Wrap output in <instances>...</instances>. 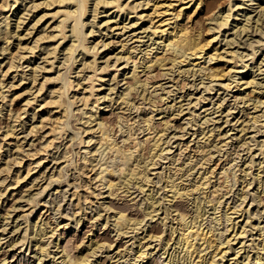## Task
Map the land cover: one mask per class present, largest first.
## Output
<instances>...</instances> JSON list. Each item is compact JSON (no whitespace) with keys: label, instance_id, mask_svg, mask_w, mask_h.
Returning <instances> with one entry per match:
<instances>
[{"label":"rangeland","instance_id":"1","mask_svg":"<svg viewBox=\"0 0 264 264\" xmlns=\"http://www.w3.org/2000/svg\"><path fill=\"white\" fill-rule=\"evenodd\" d=\"M107 1H111V0H107ZM201 1L203 2V4L205 6H206V4L207 5L209 4V7L208 6H207L208 8L206 7L207 11L205 10L206 12H204V14L201 13V12L200 13H197V12L193 13L194 8H189V9L185 10V12H187L186 13L187 15H184V16H189V14H190V16H189L190 18L189 17L188 18L191 19V20H188V18L186 19V21H188V22H186L187 26H191V28L188 27L189 30H191L190 32L192 34H196V32L200 31L201 35L199 37V40H200V42H202V43L204 42L205 43V42H207L208 40H210L212 38V31L207 30V27H208L207 24L210 25V26L211 25L213 26V24H214V21L211 24V22H209L207 20V18L211 17V16H208V15H211L212 12H213V14H215L219 10H222L225 7V5L227 4L228 0H201ZM230 1H231V5H232V9L233 10H231V12H230L231 13V17L228 19L229 20L227 22L228 25H226V27L224 26L221 29H219V31L215 30L216 35L218 34V37H217L218 39L217 40L220 41V43L218 42V46L222 45L223 47L227 48V45H225V41H226L225 39H229L232 36H234L235 34H237L239 31H241V30H239V31L235 30L236 33L234 34L233 33L234 29H229V28L232 27V23L234 25V21L233 20H235V18L238 21L237 29H238V27H241L243 23H246V20H244V19L248 15H250V19L252 20V21H250V19H249V21L252 22V23H250V22L248 23V27L250 29H247L244 32L243 31L239 32L238 33L239 37H237L238 35H236V37H235L236 41L234 40V42H232L234 45L230 44L231 47L229 46L230 50H232V51L238 49L236 51L237 54H239L240 56H243V59L241 61H238V63H236V68H237V69L235 68L236 72H233V74H232V76L234 78L231 79L232 78L231 77L230 78L231 80L228 81V84L231 83V85H230L231 87L229 89H226V90L225 89H221V88L219 89L218 83L221 82V81L218 82V81L215 80V82L214 81L213 82H214V84L215 83H217V84L212 85L213 88L215 87V90H211V92H207V91L204 90L203 86L208 84L209 80L200 78L201 76L198 75L197 72L195 74H193V72H192L193 70L191 72L189 71L190 73H192V75H188V73H189L188 72L187 74L185 73V74H183V76H181V75H177L178 71L176 72L175 68L171 72L170 71L168 72V69H163L164 73H165V75H164L163 70L159 69L158 67H156L158 70L156 68H152V71L150 70L152 73L149 71V74L147 73L148 74L147 75L145 73L146 74L145 75L144 72L141 71L142 70L141 67H139L138 75L142 78L141 79V84L144 83V82H147V81L150 82L147 85L148 86L147 87L148 90H147V92H145V95H146L147 98L151 97L150 99H152V97H153L152 102L154 103V105L155 104L156 105L152 109V108H150L152 106L147 101L148 99L146 101L140 100V96H138L137 94H139L140 89H142V87L136 85L135 89H136V87H138V88L136 90L134 89L133 91H130V93H134L133 95H134L135 101L137 100L138 103H140V104L138 105V103H137L138 107H131L132 105H130L129 107H131V108L127 109V111H126V108H124L123 110L126 111V113L124 111L122 112V109L119 110L118 107H120V106L116 105V104H118V102H117L118 98L117 97H119L120 92H122L124 87H126V85H127V84H123V83L126 82V80L128 81L130 79V75L129 74L131 73L130 70L133 67L132 64L133 63L139 64L141 62V60L146 57V55L144 56V51H146L145 49L147 48V47H145V44H146V46L149 45L148 48H147V51H146L147 53L149 51V53L147 55L148 57H152L156 53H158V52L160 53L161 52L160 51L161 49H159L161 44L158 45V43H157L158 39H155V37L153 35L150 36L148 34L149 32L145 31L144 33H139L135 37V38L141 37L140 38L141 41L132 42L134 40V37H132V39H133V40L131 39L132 41L129 38V37H131L130 34L133 31V30L130 31V29L132 27L126 28L125 32L123 31L122 33H119L120 29H115V30L112 29L111 30V28L115 27V24L112 23L114 20H117V22H119L118 26H121L122 25L121 21H123V19L125 18V15L123 16L124 18L121 17V15L113 17L114 13H112V12H114V8L112 9L111 5H105L106 7L103 6V5L102 6L99 5L98 11L100 13L95 18V20H94L95 22L92 23L93 21H91V20H93V19H92L91 15H92L93 12L91 10L93 9V7H92L93 5H92V3L91 4L89 3L87 5L89 9H87L88 11L85 14V16L82 17V18H84L83 21L87 20L85 22V26H84L83 31L85 33L87 32V34H88V32L93 31V33L91 32V33H89V35H87L88 36L87 37L88 40H86V42H85L87 46H92V44L94 45L95 42H97V41L99 42V40L102 41L101 43L99 42L100 44L98 43L99 45L96 46V48H98V47L99 48L98 49L95 48L96 50L94 49V52L97 51L96 54L98 53L95 56V58H96V64H98L99 68L101 67L100 70L97 69L96 72H93V71H89V69H88V70L79 72L78 70L81 67V65L79 64L80 61H78V60L80 59V57H81L80 55L81 54L76 56V58H75L76 61H72L71 60L69 62V67H66L67 64L65 65V63L63 64L64 65L63 66L62 65V61L64 60L63 59L64 57H63V55H61L62 54L61 51L58 53L57 58H55V60L52 59L51 57L46 58L47 59V63L44 64L46 62V60L43 57L46 55V53H44L45 50H43L42 47H46L49 44L50 45L49 47L52 48L53 45L55 46V44H57L58 40L60 42V39H59L60 36L58 35L59 32H58V29L55 30V26H56L55 24L59 22V19L61 17L60 18L58 17V15H60V14H58L57 17L55 15L52 16V14L55 13L57 10H62L64 8H66V6L69 5V4L58 3V2H56L54 0H23V1L22 0H18L13 6V0H7L6 1V3L9 2L10 4L8 3V5H11V6H8L4 11L0 10V13H1L0 14V18L3 15H6V16L8 15V17H9L8 20H7V21H9V27L8 28L11 27L10 29H14L15 23L17 21V17L15 16V13H17L20 10V13H19L18 16L21 17V15L23 14L22 18H20L22 23L20 24V27L17 29L20 36H18V39H16V36H14V37L9 39V44H10L11 49L18 42V47L17 46L15 47V49H16L15 51H16V55L17 56L20 55L19 56L20 59H19V63L15 62V64H17V65L21 64V67L18 66V68L16 67V68H14V70L12 68L11 69L12 72L10 71L11 74L9 76L6 75L5 78H2L1 74L3 72H0L1 73L0 74L1 81H4V84L9 85V83L11 82L12 75L17 74V75H15V78H16L15 80L16 81L13 82L16 85V84H20L19 81H17L18 78L20 79V76H25L26 75V77H24L25 79L22 80L23 82H21V85H19L18 87H15V88L13 87V88L9 89L8 86H6L5 88H3L4 90L6 88L8 89V91H9L8 92L9 94L7 93L8 94L7 95L8 98H11L10 95L13 92H15V94H18V93L23 91L22 86L28 84L29 81L27 82V80H28V77L30 75L29 73H31L30 72V68H32V67H35V66H37L39 64L41 66H43V65L46 66L45 71L40 70V71L36 72V74L38 73L37 74L38 75L37 82H39V83L44 81L45 77L54 76L59 71H60V73L62 71H63L62 73H64V72L67 73V72H69L68 70L71 69L72 71L70 70L71 72L69 73L71 81L74 80L75 82L74 81L73 82L76 83L77 82V75H79L78 78L79 79L81 78L79 80L81 84L83 82V85L86 86V87L87 86L89 87V84L90 85L91 84L94 85V89L90 90V92H86V94H89V93H92V91H94L92 93V95L94 97L93 96L90 97L92 99H91L88 107L87 108L83 107L81 105V103H79L78 101H77L78 103L76 102V104L73 107L74 110H73L72 113H74V114H72V115L74 117L72 115H70L69 118L71 116L72 117L70 118V120L68 119V121L71 122L70 126L72 127L73 130L76 131L78 128L80 130L82 128L83 129L86 128L84 126V124L82 123L83 121H85V120H83L84 116H86V114H83V111H87V115H88V110L92 106L91 102H94L95 97L97 96L96 98L100 99L98 101V103H96V105L98 107H97V109L93 108L92 110H94L96 112L94 113V111H93L92 113H94L95 115L98 114V117L100 116L99 118H103L104 120L105 119L107 120L106 125L107 124L109 125V126L107 125V130L110 129L109 130L110 132L109 131H107V132H109L110 133L109 135L112 136V137L115 135L113 137V139L115 138L116 139L115 141L118 142L119 145L121 144V146H122L121 140L123 138V135L125 134V133L121 134V131H119L120 130V126H122L123 130H125L129 126V124H131V126L134 129V131L136 130L135 134L138 137L137 139L138 140H142V135L145 133V131L143 132L142 130H143V128L145 129V127H147V124H148V122L147 123H143V122H145V121H143V120L146 119L145 117H148L146 115L152 116V120H150V123H152V124H150V123L149 124L152 125L154 127V129H156V131H158V129H160V130L164 129L165 126H166V123H169V125H167L165 130H164L165 133L163 132L165 136L163 135L162 139L164 141L169 139L170 143H168V144L166 143L165 146L162 145V147H164V148L166 147V148L164 150V153H162L163 156H162V154L160 156V157H162L160 159L161 161L159 160V163L156 165V167H153L154 168L153 170H149L147 175L149 176V181L148 182H150V183L148 184V182L142 183L141 181H138L139 182L138 185L142 184V188H143L144 191L143 190H139L135 185H132V182H131V185L134 186V187H132L129 184L130 186L128 185V187H129L130 190H129V192H125L126 191V185L124 186V182L122 183L121 180H118L119 178H117L118 177V173L117 172L113 173L112 177H110L109 175H106V178L109 177L112 181L121 183L125 189L124 188L121 189L122 185H117L116 187H113L114 190L112 189L113 190L112 191V195H108L107 187L100 185V186H98V189L100 190V192L102 194L99 195L98 198L95 199V198H92L90 196V198H88V202L84 201L83 198L80 199V201H78V206L82 208L81 211H80L78 206L76 207V209H74V205H75V203H77V200L75 199V197L73 199L71 197V195H72V193L74 192V190L76 188H77L76 190H79V191H76V193L79 192L78 194H80L81 191H82L83 193H81L80 195H85V193H84V188L85 187H84L83 184H84V181L86 180V178L84 177L85 175H81L79 173H78V175H73L72 173L77 174V172H78L75 169L74 166H75V163H77V165H78V164H81V162H82L81 156L84 154L83 151L85 149L84 146H86L87 137H85L86 136L85 133L84 134L82 133L83 129L81 131L78 129L77 131L79 133L80 132L82 133V134L80 133L82 139L79 138V140L81 139L79 141L77 138H75L74 139L75 141L72 140L73 141L72 142L70 140L71 132L67 131V133H65V136L63 135L60 138L58 137L56 139L57 141L55 140V145L59 144V146H60V148L58 149L59 151L62 150V149H63L62 151H64V149L69 151L68 152V156L71 155L70 158L73 159V162L69 161V163H65L66 164L65 166H64V163L59 164V166L57 164H54L53 163L54 161L51 160L52 159L51 154L56 152L57 150L55 148L52 149L50 151V154L47 156V159L45 158L46 160H44V162L42 163L43 165L36 166L34 171L32 172V175H31L32 177H30L29 179H25L27 181H24L22 183V185H24L26 183H29L31 181V179L34 177V175H36L38 170H41L43 172L44 176H41L42 178L41 179L39 178L36 182H34V184L32 183V185H31L29 183L26 186L27 188H29V186H30L31 189L29 188L27 190L26 187H22V189L25 190V191H23V193H22L24 195L23 198L20 199L19 195H15V194H17L18 190H14V192H13L14 195L12 196L11 195L12 191H10L9 189L7 190V187H8L7 185L10 183L9 181L12 179V172L14 173V170L18 168V165H16L14 163L15 162L14 158L18 154V152H16V151H20L19 154H18L19 156H17V159L20 158V157H23L24 158L23 160L25 161L26 158L22 154L23 153L25 154L26 151L30 150L31 142L33 143L35 141V138H36L35 132H33L35 135L33 133L31 135L28 134V132L30 131L29 129H31L29 127L32 126V125L38 124V121H39L38 120L39 119L38 118L39 112H37V110L39 108H35L34 110H33V108L34 107H38L39 102H41L42 99L45 97L46 93L44 92V90H45V87L46 88L48 87V84L45 83L46 86L44 87V90L41 91L42 93L39 94L40 96L39 95L36 96V98L38 100L36 99L35 101H32V103H31V100L34 98V96H33V95H35L34 93H37L36 88H38V85H35L36 88L35 87L32 88V89H35V90L34 91L32 90L31 94L29 92L27 95H22L20 97H17L15 99V101H13L14 103L12 104L13 105L12 108H14L16 110L17 109L18 110L19 109H21V110L23 109L22 111L19 112L20 113L19 118H17V120L13 121L14 119L13 118H9L8 112L5 111V110H2V112L0 114V138L5 134V129L10 128L11 125H14L12 130L15 131L14 132L15 136L18 135L17 136L18 140L20 139L19 143L22 144V145L20 144L21 145L20 149L25 151V152H23L21 150H18L16 148L17 146L14 144L15 143V139H13L11 137L6 139L5 142H2V144H3V145H1L2 149H0V153H1V156H2V157L0 156V159L2 158L0 160V163L1 162L3 163V161L5 162V160L8 161L10 159L8 162H9V165L11 167L9 173H8V171H4L5 173L2 172L0 174V191L2 192V194H4V195H2V197L0 199L1 200L0 201L1 202L0 203V206H1L0 207V215H1V213L3 214L4 210H6L13 203L14 200H12V199L14 197H16L15 200L18 199L14 203V207H16V208H12L13 210L9 209L10 210L9 213H11V214H9V218L6 217L5 219H3L2 215L0 216V261L3 258L10 259L9 256L11 255V253L13 251H9L7 245L9 244V242H11L10 240H13L15 242H19L20 241L19 239L22 238V235L27 236L26 238H24L25 236H23L24 243H25L23 245V249L26 248V252L25 253L29 254V251L31 249L32 250H33V248L35 249V247L33 245L34 242L31 239L32 236L34 235L33 233L39 232V230L42 229V230H45V231H43L44 233L47 232V234L45 235L46 237L44 236V239H42V241H45L46 243L49 244L48 248H50V251H52V252H59L62 249H65L66 252H68V253L71 252L69 254L71 256H73V257L74 256L77 257L79 255H86L91 260V262L93 264H112V263H114V264H129L130 263L131 264V263H133L135 255L138 254V253H136V250L138 249L137 247H140V245H143L144 242L147 241V237H146V241H145V239H144V241L142 239L140 241V245H138V240H136L135 237H134V235H136V234H134L135 232L131 233L130 230H129L130 233L128 232V234H125L126 236L122 235V234L117 235L116 231L114 232V230L116 228H113V225H112L113 223L111 221L112 211H116V210L120 211L121 209L122 210L125 209L123 212L126 213L128 216L131 215L129 217H131V218L134 217L136 219H144L143 217H145V216H144V212L143 211H144V208H145L146 204L150 201V200L147 199V196H148L149 193L153 192L152 193L153 199L154 200L159 199V201L158 200L156 201V202H159L158 205L155 204L156 206L154 207V208H156L155 210H158V214L154 213L155 217L153 216V219H149L148 216H147L148 218L145 217L146 219H145V221L143 220L144 222L142 221L143 222V223H141L142 225L140 224V226H138V227H141L142 229L140 228L141 230H138L137 236L138 237L143 236L145 234V228H146L148 230L149 234H154L155 235L157 233L156 236H160L161 237V235H162L161 239L168 238L169 231L166 230L165 228L167 226H169V224H171L170 223L171 219H169V220L167 219L166 220L165 223L168 224L166 226L163 225V222L161 221V217L163 215L162 214L163 209L166 206H169L168 201L164 199L165 189L161 188L164 185V180H165L164 177H163L164 175L162 176L163 171H164L165 176L168 174L167 171H168L169 167H167V166L169 165V162H170V158H168V157L169 156L171 157L175 153L179 152V150H178L179 149V144H177V143H182L183 142L182 143L183 146H181V149H184L185 144H187L188 145V147H187L188 149L187 150H191V149H192L191 151L196 150L195 149L197 147L196 144L197 145H201L203 143V140H205L204 137L206 138V136L209 135V132H207V131L210 130V129H212V130L214 129L213 130L214 135H217V133H219V136L216 137V138H218L217 142H220V143H218V145H219L218 147L222 148V149H220L218 151H215L218 148L210 147L211 148L210 151L212 150L211 152H212V155H213V157H212L213 161L210 164L214 163L212 167H214L215 165L220 163L223 160V157H225L224 155H226L227 152L228 153L230 152V154H229L230 156H228V159H231V161L229 162V164L233 163V164H237V167H240V168H247V167H249V168L245 169L246 175L243 174V172H240V170L236 172V176H238V178H239L238 179L239 181L237 180L236 183H235V181H233L234 179H232L233 178L232 177L233 174L231 172L230 173L232 174V176L228 172L229 176H228L227 180H225L226 178H225V176L223 174H219V173L216 175V177L211 178L212 181H215L216 183H220L221 184L222 188H221V191H219V193L221 192L222 194H225V192L227 191V194H225L224 197L222 198L221 204L219 205V208L217 210L218 212L217 211L213 212L212 209H209V206H205V208L208 207V208L205 209V210H208V211L207 212L205 211L206 213L203 216L205 218L204 221H203V223H204L203 225L206 226V228L210 227L209 225H212V226L215 225L214 227L218 228L217 231L223 232V234L226 232L224 235H227V234H230V233L232 234L233 232L230 231L232 228L229 231H225L227 222L224 221V218H223L224 222L222 223L223 225L222 224H220V225L216 224L215 219L217 217L219 218L220 217L219 215L220 214L222 215L224 213V210H225L224 208L225 207L230 206V207H232L231 209H233L234 208V204L239 205L241 203V200L236 201V199L238 198L237 195L239 194L240 187L242 185H244L245 186L244 187L245 190L246 189L248 190V191L246 190L248 192V194H247V197L245 199V203H242L241 204L242 206L239 205L238 208L245 207V209L250 210L251 217H252L251 220H253L252 221L253 224L257 225V222H261L260 226H262V227L264 226V211H263L264 210V161H263L264 160V157H263L264 154H260L259 152H257L259 149L262 148L263 149L262 151L264 153V147H262L263 144L261 145L262 141L264 142V116H261L262 111L264 110L263 109L264 107H261V108L258 107L259 109L256 111L254 108H252L251 102L250 103L244 102L245 106L243 107V102H241V101H244V100H241L240 98H242L244 96V94H242V92H241V94H238L240 92V91L238 92L240 87L237 90L238 86L236 84L237 82L240 81V79L242 80V78H244L243 80L248 79L250 75L254 77L255 81L256 80L259 81L258 83H261V86L264 84V24L261 25V27H262V28L260 27L261 29L258 27V29L255 31L256 27H255V23H253V20H255V18L258 17V14H257V10L258 9L257 10L254 9L255 6H256L255 4H251L252 2H250L248 0H233V1L230 0ZM120 2H122V3L124 2L123 4L128 3L129 5L132 6V4H136L137 5L138 3H140V5H141L142 2H144V0H122ZM234 4H235V6H234ZM239 4H240V7H239ZM34 5L36 6V8H35ZM236 6H238V7H236ZM9 7H10V10L8 11ZM69 7L71 8V5H69ZM145 8H147L145 5H141L139 7L137 6L136 10H134L133 13H131L132 14L131 16H133L132 19L128 17L125 20V22H124L125 25H127V26L130 25L129 23L131 21L132 22L135 21L136 22V26L140 25L141 21L133 20V18H136V15L138 16L139 13L140 14L143 13V10ZM238 8H243V9L238 10ZM105 9L107 11H104ZM225 9H227V7ZM208 10H211L210 11L211 13ZM191 13L194 14V15H192ZM205 13H206V15H205ZM225 13L226 12H224V14ZM198 14H200V16ZM213 14H212V16H213ZM236 14H239V15L237 16ZM256 14H257V16H256ZM204 15L207 18H205ZM244 15H245V17H244ZM197 16H199V17H197ZM234 16H237V17H234ZM54 17H56V18H54ZM34 18H37V19H34ZM39 18H42V21L40 19V22H38L36 25H34V28L31 29V27H32L31 25H33V22H35V20H39ZM202 18H204V19H202ZM262 19H263V17H261V20ZM106 20L107 21L110 20V21H108V24L107 23L105 24ZM261 20H260V22H258L259 25L261 23ZM137 22H139V23H137ZM199 22H201V23H199ZM263 23H264V19H263ZM45 24H47V25L45 26ZM189 24H191V25H189ZM250 24H253L254 28L253 27L251 28L250 26H252V25H250ZM108 25L110 26V28H109L110 30L106 29L107 27H109ZM2 26H4V23H0V27H2ZM43 26H45V27H43ZM24 28H29V31L32 30V32L30 34H28V35H25ZM42 28L46 29L45 32L48 33V35H49V33H51L50 35L54 34L57 37H55L53 39L52 38L51 39L47 38L48 40L44 39L45 41L43 40V41L36 42L37 41L36 40L37 36L40 35V33H37V32L42 30ZM52 28L54 30H52ZM67 30H69V27H67ZM136 31H141V30L137 29ZM69 32L70 31H66L67 36H70ZM221 34H223L224 36H220ZM148 35L150 37H152V39L154 38L153 41H157V42H155L154 44L153 43L151 44L152 39L150 40ZM108 42H109V44L106 45L108 47H105L103 44H106ZM120 42L126 43L125 47H127V46L131 47V45H132V46H134L136 48L135 50H132L133 52L131 50L129 51L131 59L125 60L123 58V57L127 56V54L122 53L123 50L120 49V47H119V43ZM63 44L64 43H62L61 45H63ZM211 44H212V42L209 44V46H211ZM1 45H2V43L0 42V47H1ZM151 46H153V47H151ZM60 48H61V46L58 47V49H60ZM150 49L152 50L151 52H150ZM106 53H107V55L104 56ZM131 53H132V55H131ZM116 54L118 56L119 55H122V56L124 55V56L120 60L118 59L119 61H117L116 58L118 56ZM103 56H104V58H102ZM115 56H116V58H115ZM5 57H7L6 52L4 53V51H1L0 52V63L1 62L3 63V65H1L2 69L0 68L1 71H3L6 68V67L4 68V66L6 64L5 61L7 60ZM105 57H106V59L108 57H111V58L107 59L108 61H105ZM244 57H246V58H244ZM42 59H44V60H42ZM88 59H91V58H88ZM16 61H18V59ZM51 61H53L52 64H51ZM126 62H127V64H126ZM49 64L52 65V66H50ZM71 64H72V66H71ZM183 64H185V62ZM242 64L247 65V67H244V65H242ZM40 65L37 66V67H40ZM104 65H105V67L103 68ZM257 65L258 66L260 65L259 67L261 69L256 71V68L257 69L259 68V67H257ZM70 67H72V68H70ZM167 67L170 68V65H167L166 68ZM187 67H189V66H184L183 65L181 67V69H184V68L186 69ZM57 70H59V71H57ZM101 70H103V71H101ZM165 71H167L168 74H166ZM251 72H253V73H251ZM77 73H79V74H77ZM126 74H127L126 79H123V75L125 77ZM196 75H198V76H196ZM73 76H76V77H73ZM113 76L116 78L117 81H115V80L112 81L111 80L113 78ZM176 76H177V78L178 77H182V78L184 77L185 78V83L188 82L187 84H189L191 82L190 80H193L190 84L193 87L195 86L193 88L189 84L188 86L186 85L189 88H185L184 89V90H187V92L193 93L194 97L191 99L188 96H185L184 100L181 101V104H183L182 105V107H183L182 108V113H180L181 115L177 114L178 106H179V103L177 101L182 99L181 97H179L181 92L177 91L176 90L177 87L174 85L175 84L174 82L176 80H180L181 78L176 79ZM88 77L90 79L92 78L91 81L94 80V82L93 83L90 82V79ZM86 78H87V80H86ZM3 79H5V80H3ZM173 79H176V80H173ZM118 80H119V82H118ZM142 80H144V82ZM200 80L203 81L202 85L200 83L202 81H200ZM116 82H118L117 85L115 84ZM193 82H195V83L192 85ZM226 83H227V80H226ZM137 84H139V83H137ZM150 84L151 85L154 84L153 87H151ZM160 84H161V87L158 86ZM211 84H213V83H211ZM155 85H157V86H155ZM198 85H199V87H198ZM149 86H150L151 89L149 88ZM29 87H31V85H29ZM157 87H159V88H157ZM241 87H243V86H241ZM263 87L264 86H262L260 89H261V91H263V94H264V88ZM99 88H101V89H99ZM110 88H112V91H110ZM98 89H99V91H96ZM231 89H233V90H231ZM235 90H237V91H235ZM224 91H227V92H224ZM68 92H69V96H71V94L74 93L70 89H69ZM4 94H6V93H4ZM105 95L108 96V98L110 96V99L115 101L116 104L114 103L113 107H110V108H108V106L105 107V105H106L105 101L107 99V98L103 99V96H105ZM133 95L130 94V97L133 98ZM201 95L204 98H208V99H203L204 101L200 100L201 102L199 100L195 101V99L197 97L200 98ZM235 95H236V97L238 95V97H237L238 99L236 101H235L236 98L234 99ZM86 96H88V95H86ZM221 97H224V102L221 99L219 100V98H221ZM26 98L28 100H30V101H29L28 105L24 106L22 104L23 103L25 104L24 101H25ZM219 101L220 102L222 101L223 107L220 108L219 112L217 111V113L216 112L213 113V111L217 109L216 107H217V104L219 103ZM0 103H2V102L0 101ZM6 103H7V101H6ZM245 103H247V105ZM249 105L251 107H249ZM6 108H8V107H5V109ZM135 108H137V109H135ZM160 108L162 109V111L159 110ZM79 109H82L83 111H81ZM204 109H207L206 110L207 112H205V111L203 112ZM243 109H245V110H243ZM242 110H243L244 113L241 112ZM34 112L38 113V114L36 113V115H35V120L32 117ZM151 112H152V115H151ZM82 114H83V116H82ZM123 114H124V116H123ZM255 114L257 116H261V117H259L257 119L258 123L255 122L256 125H255V123H253L251 121V117L255 116ZM80 116H81V118L83 117L81 119V121H80ZM119 116L123 117V119L120 118ZM125 116H128V117H125ZM142 117H144L145 119L142 118ZM225 119L227 120L228 123L225 122ZM128 120H130V121L128 122ZM118 121H119V123H118ZM124 121H126L127 124ZM136 121L138 123H140V124L138 125V123ZM82 124H83V126H82ZM144 124H145V126H144ZM81 126H82V128H81ZM136 126H138V127H136ZM139 127H143V128L139 129ZM241 128H244V129L242 131H240ZM201 129H202V131L204 133H206L205 136H203L202 132H200ZM152 130H153V128H152ZM112 133H113V135H112ZM15 136H13V137H15ZM34 136H35V138H33ZM252 136L254 137V139H253ZM241 138L244 139V140L242 142L238 143V140H240ZM209 139H210V137H209ZM253 140H255L256 143ZM83 141H84V143H83ZM205 141H207V140H205ZM66 142H67V146L65 145ZM71 142L73 143L72 145H71ZM35 143L37 144V140L35 141ZM81 143H82V145H81ZM244 143H247L248 145L244 144ZM223 144H225V145H223ZM125 145H127V144H125ZM244 145L248 146L251 151L248 152ZM259 145H260L261 148H258ZM240 146H241V148H240ZM234 147L238 148V150L236 149L237 152L239 151L238 153H234L232 151V149ZM166 149H168L169 151L167 150L168 152H165ZM182 152L185 153V151H182ZM20 153H21V155H20ZM141 153L145 157H146V155H148V154H146L147 150L144 151V153L143 152H141ZM183 153L180 154V159L178 160L179 164H180V162L182 160L184 161L185 158H186L185 156H184L185 158L182 156ZM233 153L236 154V155H233ZM58 154H59L58 151L56 153H54V157L56 158V156H58ZM214 154H215V156H214ZM108 155L110 156V154H108ZM108 155L106 156L108 166H111V164L114 165L112 160H110L108 158ZM250 155H253V156H250ZM219 157H221L220 159H222V160L218 161ZM250 157L253 158L251 164H250V161L248 160V159H251ZM112 158H113V156H112ZM164 158H166V159H164ZM197 159H199V158H197ZM115 162L118 163V161H115ZM221 164L223 165L224 162L221 163ZM42 166H44V167H42ZM60 166H64L63 170L58 169ZM198 166L199 165H195L194 166L195 169L193 168L194 170L192 169L193 171L189 172V173H191V176H188L187 180L188 179L191 180L192 177H197L199 175L198 172H200V171L202 172L203 171L204 167H199L198 168ZM184 167L188 168L187 164L184 163ZM108 168L110 169L112 167H108ZM184 169H182L181 173L184 171ZM216 169H217V167H216ZM56 170L57 171L59 170V173ZM73 170H75V172ZM60 171H61V173H60ZM196 171H197V173H196ZM219 171H221V169H217L216 172H219ZM6 172L8 173V175H7ZM156 172L157 173L161 172V176H159L160 174L158 175ZM86 173H88V175H90V172L87 171ZM155 174H157V175H155ZM185 174L187 175L188 173H185ZM186 175H185V177H186ZM79 176L82 179H78L77 177H79ZM47 177L50 180H48ZM218 177H221V178L218 179ZM52 178H54L53 181L51 180ZM243 179L245 181L249 182V183H252L251 186L249 185V183L246 184L247 182H244L243 184H241V180H243ZM75 180L76 181L78 180V181L75 182ZM157 180H159V181H157ZM48 181H49V183H48ZM246 185H248L250 187H248ZM94 186H95V184L92 185V187L89 189V191L93 190ZM44 187H46V189ZM43 188H44V191H43ZM257 188H259V189H257ZM210 189H212V188H210ZM5 191H6V193H5ZM141 191H143V192H141ZM94 192L97 193L98 191L95 190ZM254 192L257 195H255ZM32 194H33L34 197L32 196ZM200 195H201V193L199 191H195V192H193V196L191 195L190 197H186V198H184V197L183 198H178L176 202L179 205V207H181L180 206V204H181L182 205L181 208H183V207L185 208V209L183 208V210L187 211V215L188 216L189 215L191 216V215H193L192 210H194V206H193V203H192V198H193V200L196 197H200L201 198L202 195L201 196ZM252 195H253V197H252ZM29 198H32L33 202L31 204H29L30 203L28 201ZM90 199L93 201V203H92V201H90ZM26 200H27V202H26ZM36 203L38 204L37 206H36ZM90 203H92V204L90 205ZM82 204H83V206H82ZM34 207H36V208H34ZM77 208L79 209V211H77L78 210ZM160 208H161V210H159ZM83 211H84V213H86L85 214L86 216L82 214ZM186 211H185V213H186ZM159 213H161V214H159ZM234 214L235 215L238 214L236 216H239L240 213H233V215L229 214L230 216H232L231 218L233 219V221H237L239 217L235 218ZM46 215H48V217H50V219H51L50 226L53 225V224L54 225L51 226L50 228L47 227V225H43V228H44L43 229L41 224L44 221H40L41 219H39V218H42V220H43ZM97 215H99V216H97ZM213 215H215V217ZM245 215L247 216V214H245ZM259 216L261 217L260 219L258 218ZM107 217H108V219H107ZM242 217H243V215L239 219H241ZM189 219L190 218H188V220ZM106 220H108L109 223L105 224ZM209 221H211V222H209ZM173 222L175 223L176 221H173ZM146 223H148V225H146ZM4 224H7V225H4ZM33 224H35V226H34L35 228L34 229H33ZM55 224L57 226H55ZM239 224H240V222H238L236 226L233 225V228L234 227L237 228V226ZM173 225H175V224H173ZM143 226H144V228H143ZM4 227H6V230L3 232L2 230H3ZM52 227L54 228L53 231H51ZM17 228L19 230L14 232V230L17 229ZM236 228H234L235 229L234 232L236 231ZM25 230L27 231L26 234L24 232ZM152 231L155 232V233H153ZM163 231H165V232H163ZM254 232H256V230H254ZM231 234H230V236H231ZM263 235H264V230H263ZM254 236H256V235H254ZM17 237H19V238H17ZM247 238L249 239L250 236H248ZM247 238L245 237L243 239V241L247 240ZM6 241H8V242H6ZM141 242H143V243H141ZM171 242H172V240L170 241V243ZM246 242L248 243V241H246ZM158 244H159V241H151V244H150L151 247L155 246L153 249L150 247V249H152V251L154 253L153 254L154 258L152 257L145 264H148V263L149 264H152V263L156 264L157 263L155 261V258H157L160 255V253H161V250H159L160 248L158 247L159 246ZM110 245H111V247L108 248V246H110ZM146 245H147V243H145V246ZM145 246L142 247L141 250L145 249L146 248ZM173 246H174V244H173ZM173 246L171 245L172 249H173ZM56 247H58V248H56ZM15 248H17V246ZM147 249H149V247H147ZM150 249H149V251H150ZM172 249H170L169 251L171 252ZM246 249H247V247H246ZM158 250H159V253H157ZM178 250L180 251V248ZM119 252H122V253H119ZM182 253H184V251L181 252V254H179V256L180 255L182 256ZM250 253H252V252H250ZM61 254H62V252H59L56 255V257H57V258L55 257L56 263H54V264H63V262L61 263V259H62V257H60ZM29 255L32 256L33 254L30 253ZM29 255L26 256V257H29ZM20 256H22V255H20ZM162 256L163 255H161V257ZM263 257H264V255H263ZM47 259H49V258H44V260L42 261L43 263L41 262V264L49 263L47 261ZM114 259H116V261ZM159 259L163 260L162 258H159ZM32 260H33V258L31 257L30 261H32ZM152 260H154V261H152ZM161 260H159V261L161 262ZM182 261H183V259L179 260L178 261L179 264H181L180 262H182ZM160 262H158L157 264H161ZM139 264H142V262H139Z\"/></svg>","mask_w":264,"mask_h":264},{"label":"bare ground","instance_id":"2","mask_svg":"<svg viewBox=\"0 0 264 264\" xmlns=\"http://www.w3.org/2000/svg\"><path fill=\"white\" fill-rule=\"evenodd\" d=\"M6 1L7 0H5V1L4 0H0V10L1 11H4L8 6H11V5H8L9 2L6 3ZM17 1L18 0H13V6H14V4ZM54 1H56L58 3L69 4V5H71V8L69 7V5H67V6L65 5L66 8H64L62 10H57L55 13L52 14V16L55 15L56 17H57L58 14H60V15H58V17L59 18L61 17L59 19V22L55 24L56 25L55 26V30L58 29V32H59L58 35L60 37L59 36L58 37L60 39V42L58 40L57 44H55V46L53 45L52 48L49 47L50 46L49 44L46 47H42L43 50H45L44 53H46V55L43 57L46 60V62L44 64L47 63V59L46 58L51 57L52 59L55 60V58H57L58 53L61 51L62 52L61 55H63V57H64L63 58L64 60L62 61V65L64 63H65V65L67 64L66 67H69V62L71 60L72 61H76V59H75L76 56L81 54L80 55L81 57L78 60V61H80L79 64L81 65V67L78 70L79 72L80 71H85V70H88V69H89V71H93V72H96L97 69L100 70L101 67L99 68L98 64H96V58H95V56L98 53L96 54L97 51L94 52V49L102 41L99 40L100 43L97 41V42H95L94 45L92 44V46H87L86 43H85L86 40H88L87 39V37H88L87 35H89V33H91V32L93 33V31L89 30L90 32H88V34H87V32L85 33L83 31L84 26H85V22L87 20L83 21L84 18H82V17L85 16V14L87 13V11H88L87 9H89L87 5L89 3L90 4L92 3V5H93L92 6L93 9L92 10L90 9L93 12V13L91 12L92 13L91 16H92V19H93V20H91V21H93L92 23L95 22L94 21L95 18L100 13L98 11L99 5H101V6L102 5L103 6L111 5V8L112 9L114 8V12H112V13H114L113 17L119 16V15H121V17H123L125 15V18L123 17L124 19H123V21H121V24H122L121 26H118L119 22H117V20H114L112 22V23L115 24V27L111 28V30L112 29L113 30L120 29L119 33H122L123 31L125 32L126 28L132 27L130 29V31L133 30L132 33L130 34L131 37L128 36L130 38V40L132 39V37H134V40L133 39H132L133 41L131 40L132 42L141 41L140 40L141 37H137V38H135V37L139 33H144L145 31H148L149 32L148 34L150 36L153 35L155 37V39H158V42L157 41H153L154 38L152 39V37H150L148 35L149 39L150 40L152 39L151 44L152 43L154 44L155 42H157L158 45L161 44V46L159 48V49H161L160 50L161 52L160 53L158 52L159 54L158 53H156V54L154 53L155 54L154 56L148 57L147 55H148L149 51H148V53L146 51H147V48H148L149 45L146 46V44L144 43L145 47H147L145 49L146 51L143 50L144 51V56L146 55V57L143 58L139 64H135V63L132 64L133 67L130 70L131 71L130 74L128 73L129 71L127 72L130 75V79L128 81L126 80V82L123 83V84H127V85H126V87H124L122 92H120L119 97H117L118 98L117 99L118 100L117 101L118 104H116L115 101L110 99V96H109V98L106 95L103 96V99L107 98L106 101H105L106 102L105 107L106 106H108V108L113 107V104L115 103L117 106H120L118 108H119V110L122 109V112L124 111L123 110L124 108H126V111H127V109H130L131 107H138V105L140 104V103H138L137 100L135 101L134 95H133L134 93H130V91H133L135 89L136 85L142 87V89H140L139 94H137L138 96H140V100L146 101L148 99L147 101L152 106V107H150L152 109L156 105V104L154 105V103L152 102L153 97H152V99H150L151 97L147 98L146 95H145V92H147V90H148V88H147L148 86L147 85L150 82H148V81L144 82V80H142L144 83L141 84V79L142 78L138 75L139 67H141L142 70L141 69L140 70L143 71L144 74L145 73L149 74V71L150 70L152 71V68H156V67H158L159 69H162V70L163 69H168V72L169 71L170 72L173 71L174 68H175L176 72L178 71L177 75H181V76H183V74H185V73L187 74L189 71L191 72L193 70L192 71L193 74H195L197 72L198 75L201 76L200 78L209 80V81L207 80L208 84H206V85L204 84L205 86H203L205 91L211 92V90H215V87L213 88V86H212V85L217 84V83L214 84L215 80L218 81V82L221 81V82H219L220 84L218 83L219 89L220 88L221 89H225V90L229 89L231 87L230 86L231 83L228 84V81L234 78L232 76V74H233V72H236V69H237L236 68V63H238V61H241L243 59V56H240L239 54H237L236 51L238 49L234 50V51L230 50V47H231L230 44L234 45L232 42H234V40L236 39L235 37H236V35H238L239 32H241V31L244 32L247 29H250L248 27V23L250 21H252L250 19V15H248L246 13L249 16L248 17L246 15L247 17L244 19V20H246V23H243V24L241 23L242 26L238 27V29H237L238 21H237L236 18H235V20H233L234 21V25L232 23V27L229 28V29H234L233 30L234 34L236 33L235 30L236 31L241 30V31H239L235 35L233 34L234 36H232L231 38L225 39L226 40L225 41V45H227V48H226V47H223L222 45L218 46V42L220 43V41L217 40L218 39L217 38L218 34L216 35L215 30L219 31V29H221L224 26L226 27V25H228L227 24V22L229 21L228 19L231 17V13L230 12H231V10H233L230 0L227 1V4L225 5V7L222 10L218 11L219 13L216 12L215 14H213V12L212 13L210 12L211 10H208L211 13V15H208V16H211L209 18H207L205 16L206 15V13H205L204 17L207 18V20L209 22H211V24L214 21L213 26L212 25L210 26V25L207 24V26H208L207 30L212 31V38L210 40H208L207 42H205V43L204 42L202 43L199 40V37L201 35L200 31L196 32V34H192L190 32L191 30H189V28H191V26H187V24H186V22H188V21H186V19L190 16V14H189V16H184V15H187L186 14L187 12H185V10H187L189 8H194V11L192 10L193 13H196V12L200 13L201 12V13L204 14V12L207 11V8L209 7V4L208 5L206 4V6H205L201 0H198V1L197 0H144V2H142L141 5H145L147 8H145L143 10V13H141V14L139 13L140 15L138 14V16L136 15V18H133V20L141 21L140 25H138V26H136V22L135 21L134 22L131 21L129 23L130 25H128V26L125 25L124 22H125V20L128 17L132 19L133 16H131L132 15L131 13H133V11L136 10L137 6L138 7L141 6L140 3H138L137 5L136 4H132V6H131L128 3L123 4L124 2L123 3L120 2L122 0H111V1H107V0H96V1L95 0H54ZM248 1L252 2L251 4H255L256 5V6L254 5L255 6L254 9H256V10L258 9L257 10L258 17L255 18V20H253V23H255V27H256L255 31H256L258 29V27L260 28L261 25L264 24L263 23V19H264V0H248ZM234 6H235V4H234ZM226 7H227V9H225ZM236 7H238V6H236ZM239 7H240V4H239ZM35 8H36V6H35ZM240 9H243V8H238V10H240ZM9 10H10V7H9L8 11ZM104 11H107V10L105 9ZM224 12H226V13L224 14ZM19 13H20V10L17 13H15V16L17 17V21L15 23L14 29H10L11 27L8 28L9 27V21H7L8 18H9L8 15L7 16L3 15L0 18V21H1L0 23H4V26L0 27V36H1L0 37V42L2 43V45L0 47V52L4 51V53L6 52V54H7V57H5L7 60L5 61L6 64L4 66V68L5 67L6 68L3 71L0 70V72H3L2 74L0 73L2 78H5L6 75L9 76L11 74V72H12L11 71L12 68L14 70V68H16V67L18 68V66L21 67V64H19V65L15 64V62L19 63V59H20V57H19L20 55L17 56L16 55V51H15L16 50L15 47L16 46L18 47V42H17L16 45L13 46L12 49H11L10 44H9V39L10 38L16 36V39H18V36H20L17 29L20 27V24L22 23L20 18H22L23 14L21 15V17H19L18 16ZM212 14H213V16H212ZM257 14H256V16H257ZM192 15H194V14H192ZM198 15L200 16V14H198ZM236 15L238 16L239 14H236ZM199 16H197V17H199ZM237 16H234V17H237ZM56 17H54V18H56ZM244 17H245V15H244ZM261 17H263L262 20H261ZM189 18H188V20H191ZM34 19H37V18H34ZM40 19L42 21V18H39V20H35V22H33V25H31L32 26L31 29L34 28V25H36L38 22H40ZM202 19H204V18H202ZM249 19H250V21H249ZM260 20H261V23L259 25L258 22H260ZM108 21H110V20H108ZM108 21L106 20L105 24L106 23L108 24ZM137 23H139V22H137ZM199 23H201V22H199ZM250 23H252V22H250ZM46 25L47 24H45V26ZM189 25H191V24H189ZM250 25H252V26H250L251 28L252 27L254 28L253 24H250ZM45 26H43V27H45ZM67 27H69V30H67ZM109 28H110V26L107 27L106 29L108 30ZM137 29H139L141 31H136ZM24 30H25V35H28V34H30L32 32V30L29 31V28H24ZM45 30H46L45 28L44 29L42 28V30L37 32V33H40V35L37 36V38H36L37 41L36 42L43 41L44 39L48 40V39H51V38L53 39V38L57 37L54 34L50 35L51 33H49V35H48V33H46ZM52 30H54V29L52 28ZM66 31H70L69 32L70 36H67ZM220 36H224V35L221 34ZM237 37H239V35ZM211 42H212V44H211V46H209V44ZM62 43H64V44L61 45ZM107 44H109V42L106 43V44H103V45L105 47H108V46H106ZM125 45H126V43H122V42L119 43L120 49L123 50L122 53L127 54V56L123 57L124 55L123 56L122 55L118 56L116 54L118 56L117 58L115 56L117 61H119L122 57L125 60L131 59L129 51L130 50L132 51V50L136 49L132 45H131V47L130 46L125 47ZM59 46H61L60 49H58ZM151 47H153V46H151ZM98 48H96V49H98ZM151 49H150V52L152 51ZM106 55H107V53L104 56H106ZM131 55H132V53H131ZM104 56L102 58H104ZM88 58H91V59H88ZM109 58H111V57H108L107 59H109ZM244 58H246V57H244ZM17 59H18V61H16ZM44 59H42V60H44ZM107 59L105 57V61H108ZM52 62L53 61H51V64H52ZM127 62H126V64H127ZM184 62H185V64H183ZM1 63H0V68L2 67L1 65H3V63L2 64ZM39 65H37V66H39ZM167 65H170L171 69L169 67L166 68ZM183 65L184 66H189V67H187L186 69L185 68L181 69V67ZM242 65H244V64H242ZM37 66L30 68V72L31 73H29L30 75H29L28 80H27V82L28 81L29 82H28L27 85H23L22 86L23 91L18 93V94H15V92H13L10 95L11 98H8V96H7L9 94L8 93L9 92L8 89L6 88L7 90L6 89L4 90L3 88H5L6 86H8L9 89H11L13 87L14 88L18 87L19 85H21V82H23L22 80L25 79L24 77H26V75L25 76H20V79L18 78V80H17V81H19L20 84H16V85L13 82L16 81L15 80L16 79L15 75H17V74L12 75L11 82L10 83L8 82L9 85L4 84V81H1V77H0V101L2 102V103H0L1 104L0 105V114H1L2 110L7 111L8 115H9V118H13L14 119V120L12 119L13 121H15V120H17V118H19V116H20L19 112L23 110V109L22 110L21 109H19V110L17 109L16 110V109L12 108V106H13L12 104L14 103L13 101H15V99L17 97H20L22 95H27L29 92L31 94V91L35 90V89H32V88H34L35 85H38V88L35 87L36 90H37V93H34L35 94V95H33L34 98L31 100V103H32V101H35L37 99L36 96H38L40 93H42L41 91L44 90V87L46 86L45 83L48 84V87L47 88L45 87V90H44V92L46 93L45 97L42 99L41 102H39L38 107H34L33 108V110L35 108H39L37 110V112H39L38 124L34 123L35 125H32V126L29 127V128H31V129H29L30 131L28 130L29 131L28 132L29 135H31L33 132H35L36 138H35V136L33 138H35V141L37 140V144L33 140L34 142L33 143L31 142V144H30V146H31L30 150L26 151V153L24 154L23 152H25V151L20 149L21 145H22L21 143H19L20 139L18 140V137H17L18 135L15 136V133H14L15 131L12 130L14 125H11L10 128L5 129V134L0 138V149H2V146H1V145H3L2 142H5L6 139L11 137V138L15 139V143L14 144L17 146L16 148L18 150L23 151L22 155L26 158L25 161L23 160L24 159L23 157H20V158L17 159V156H19L18 154H19L20 151H16V152H18V154L14 158L15 159L14 163L16 165H18V168L14 170V173L12 172V179L9 181L10 183L7 185L8 186L7 190L9 189L10 191H12L11 192L12 194L10 193L12 196L14 195V193H13L14 190H18L17 194H15V195H19L20 199L23 198L24 195L22 193H23V191H25V190L22 189V187H26L29 183L31 185H32V183L34 184V182H36L39 178L40 179L42 178L41 176H44L43 172L41 170H38L36 175H34V177L31 179V181L29 183H26V184L22 185V183L24 181H27L25 179H29L30 177H32L31 176L32 172L34 171L36 166L43 165L42 163L44 162V160L47 159V156L50 154V151L52 149L55 148L59 152V154H58V156H56V158L54 157V153H56L57 151L54 152V153L51 152L52 153L51 154V156H52L51 160L54 161L53 162L54 164H57L59 166V164L64 163V166H65L66 165L65 163H69V161L73 162V159L70 158L71 155L69 154L70 156H68V152L69 151H67L65 149H64V151H62L63 149L60 150V151L58 150L60 148V146H59V144L55 145V140L58 137L60 138L63 135L65 136V133H67V131L71 132V134H70V140L71 141L72 140L75 141L74 140L75 138H77L78 140H79V138H81V135H80L81 132L79 133L77 131L79 128L76 131L73 130L72 127L70 126L71 122H69L68 119L70 120V118L73 116L72 115V114H74V113H72L73 110H74L73 107H74V105L76 104L77 101L79 103H81V105L83 107H86V108L88 107V105H89V103H90V101L92 99L90 97L93 96L92 93L94 92V91H92V93L86 94V92H90V90L94 89V85L93 84H91V85L89 84V87L88 86L86 87V86L83 85L82 81H81L82 82V84H81L80 81H79L81 78L79 79L78 78L79 75H77L79 73L76 74L77 75V82L74 83L75 82L74 80H73L74 82L71 81L70 80V76H69V73L72 71L71 69H70L71 71L68 70L69 72H67V73H65V72L62 73L63 71L60 73V71L57 70L59 72L56 75L51 76V77H45L44 81L39 83V82H37V78H38L37 74L38 73L36 74V72L40 71V70L45 71L46 66L45 65H43V66L40 65V67H37ZM50 66H52V65H50ZM71 66H72V64H71ZM259 66L257 65V67H259ZM104 67H105V65L103 66V68ZM244 67H247V65H244ZM70 68H72V67H70ZM260 69H261L260 67L258 69L256 68V71L260 70ZM101 71H103V70H101ZM165 72H166V74H168L167 71H165ZM163 73H164V70H163ZM189 73H188V75H192V73H190V74ZM251 73H253V72H251ZM164 75H165V73H164ZM198 75H196V76H198ZM73 77H76V76H73ZM126 77H127V74H126L125 77L123 75V79H126ZM178 78H181V79L180 80H176ZM178 78L176 76V79H173V80H176L174 82L175 83L174 85L177 87L176 90L181 92L179 97H181L182 99L177 101L179 103L177 114H180V113H182V108H183L182 107L183 104H181V101L184 100V97L188 96L189 98L192 99L194 96H193V93H190V92H187V90H184L185 88H189L187 86L193 80H190L191 82L189 84H187L188 82L186 81L187 83H185V78L184 77L183 78L182 77H178ZM91 79H90V82L93 83L94 80L91 81ZM243 79L244 78H242V80L240 79V81L236 83L237 86H238L237 90L240 87V89L238 90V92L239 91L240 92L239 93L237 92V93L241 94V92H242V94H244V96L242 98L239 97L241 100H244V101H241V102H243V107L245 106L244 102H247V103L251 102L252 108H254L256 111L259 109L258 107H260V108L264 107V94H263V91H261V89H260L262 86H264V84L261 86V83H258L259 81H257V80L255 81L254 77L251 76V75L249 76L248 79H246V80H243ZM3 80H5V79H3ZM86 80H87V78H86ZM111 80L112 81L113 80L117 81L114 76H113V78ZM226 80H227V83H226ZM200 81H202V80H200ZM118 82H119V80H118ZM118 82H116L115 84L117 85ZM137 83H139V84H137ZM194 83L195 82H193L192 85ZM200 83L202 85L203 81L200 82ZM211 83H213V84H211ZM29 85H31V87H29ZM153 85H151V87H153ZM155 86H157V85H155ZM158 86L161 87V84L158 85ZM190 86H191V84H190ZM241 86H243V87H241ZM159 87H157V88H159ZM191 87H193V86H191ZM198 87H199V85H198ZM137 88L138 87H136V89ZM149 88H150V86H149ZM69 89L74 92L73 94H71V96H69V92H68ZM99 89H101V88H99ZM99 89L96 90V91H99ZM231 90H233V89H231ZM237 90H235V91H237ZM110 91H112V88H110ZM224 92H227V91H224ZM4 93H6V94H4ZM130 94L133 95V98L130 97ZM86 95H88V96H86ZM96 97H95L94 102H91L92 106L88 110V115H87V111H83L84 110L83 108H82L83 110L79 109V110L83 111V114H86V116H84V119H83L85 121L82 120L83 121L82 123L84 124V126L86 128L83 129L82 128L83 124H82L81 128L83 130L82 129L81 130H82L83 134L85 133V135H86L85 137H87V139H86L87 141H86V146H84L85 147V149L83 151L84 154L81 156V159H82L81 164L77 165V163H75V166H74L75 169L78 172L76 171L77 174H74V173H72V174L73 175H78V173H79L81 175H85L84 177L86 178V180L84 181V184H83L84 187H85L84 188L85 195H80L81 193H83L82 191H81L80 194H78L79 192L76 193V191H79V190H76L77 188L74 190V192L71 195V197L73 199L75 197V199L77 200V203H75V205L73 204L74 205V209H76V207L78 206V201H80V199H82V198H83L84 201H87V202H88V198H90V196L92 198H95V199L98 198V196L102 194L100 192V190L98 189V186H100V185L101 186H106L107 187V191H108V195H112V191L114 190L113 187H116L117 185H122V184L112 181L109 177L106 178V175H109L110 177H112L113 173H116V172L118 173V177H117V178H119L118 180H121L122 183L124 182V186L126 185V191L125 192H129L130 189H129L128 185L129 184L131 185V182H132V185H135L139 190H143L142 184L138 185V183H139L138 181H141L142 183L149 181V176L147 175L149 170H153L154 169L153 167H156V165L159 163V160L162 158V157H160L161 154L164 153V150L166 148V147L165 148L162 147V145L165 146L166 143L167 144L170 143L169 139H167L165 141L162 139V137H163V135L165 133L164 130H165L166 126L169 125V123H166V126H165L164 129H162V130L158 129V131H156V129H154V127L152 125H150V124H152V123H150V120H152V116L146 115V116H148V117H145L146 119L144 117H142V118L145 119V120H143V121H145L143 123H147L148 122L147 127H145V129L143 127H139V129L143 128V130H142L143 132L145 131V133L142 135V140H138L137 139L138 137L135 134L136 130L134 131V129L131 126V124H129V126L127 125L128 127L125 130H123L122 126H120V130L119 131H121V134L122 133H125V134L123 135V138L121 140L122 146H121V144L119 145L118 142L115 141L116 139L115 138L113 139V137L115 135L113 137L109 135L110 134L109 133L110 129L108 128L109 130H107V125H108V124L106 125L107 120L105 119L106 120L105 121L103 118H99L100 116L98 117V114H96L97 116L94 114L96 111L92 110L93 108L97 109V107H98L96 105V103H98V101L100 99L96 98ZM237 97H238V95H237ZM237 97L235 95V97H234V99L236 98L235 101L238 99ZM203 99H208V98H204L201 95V97L200 98L197 97L195 99V101H197V100H199V101L201 100L202 101ZM220 99L223 100V102H224V97L219 98V100ZM6 101H7V103H6ZM29 101L30 100H28L26 98L25 101H24L25 104L23 103L22 105H24V106L28 105ZM137 103H138V105H137ZM247 103H245V104L247 105ZM222 104H223L222 101L221 102L219 101V103L217 104V107H216L217 109L214 110L213 113H215V112L217 113V111L219 112L220 108L223 107ZM130 105H132V106L129 107ZM5 107H8V108L5 109ZM249 107H251V106L249 105ZM135 109H137V108H135ZM159 110L162 111L161 108ZM206 110L207 109H204L203 112L204 111L207 112ZM243 110H245V109H243ZM243 110L241 111L242 113H244ZM93 111H94V113H92ZM126 111H124V112L126 113ZM152 112H151V115H152ZM36 113L34 112L33 116H32L34 120H35ZM83 114H82V116H83ZM70 115H72V116L69 118ZM121 116H119V117L123 119V117H121ZM123 116H124V114H123ZM261 116H264V110L262 111ZM261 116H257L255 114V116L251 117V121L253 123H255V122H257V119L259 117H261ZM125 117H128V116H125ZM82 118L80 116V121H81ZM129 121L130 120H128V122ZM124 122L126 123V121H124ZM225 122L228 123L226 119H225ZM118 123H119V121H118ZM139 124L140 123H138V125ZM255 125H256V123H255ZM144 126H145V124H144ZM136 127H138V126H136ZM152 128H153V130H152ZM243 129L244 128H241L240 131H242ZM213 130L210 129V130L207 131V132H209V135H207L206 138L204 137V139L207 140V141L203 140V143L201 145H197L196 144V146H197L195 148L196 150H193V151H191L192 149L191 150H187L188 149L187 148L188 147L187 144H185L184 149H181V146H183L182 145L183 142L182 143H177V144H179V149H178L179 152L175 153L171 157L170 156L168 157V158H170L169 165L168 166L166 165L167 167H169L168 171H167L168 174L165 176L164 171L162 170L163 171L162 176L164 175L163 177H164L165 180H164V185L161 188L165 189L164 199L168 201L169 206H166L167 208L164 206L166 209L165 208L163 209V212H162L163 215L161 217V221L163 222V225L166 226V225H168V224L165 223L166 220L167 219L168 220L171 219V221H170L171 224H169V226H167L165 228L166 230L169 231L168 238L161 239L162 235H161V237L160 236H156L157 233L155 235L154 234H149V232H148V230L146 228H145V234L143 236H141V237L137 236L138 230L142 229L141 227H138V226H140V224L143 223L146 218L149 217V219H153V216L155 214H158V210H155L156 208H154V207L156 206L155 204L158 205L159 202H156V201L157 200L159 201V199H157V200L153 199V196H152L153 192L152 193L148 192L149 194L147 196V199L150 200V201L146 204V206L144 208L143 212H144V216L146 217V218L143 217L144 219H136L134 217H132V218L129 217L131 215L128 216L126 213L123 212L125 209L124 210L121 209L120 211H117V210L116 211H112L111 221L113 223L112 224L113 228H116L114 230V232L116 231L117 235L128 234L129 230H130L131 233L135 232L134 234H136V235H134V237H135L136 240H138V245H140V241L142 239H143V241H144V239L146 241V237H147V241L144 242L143 245H140V247H137L138 249L136 250V253H138V254L135 255L134 261L131 264H139V262H142V264H145L152 257L154 258V255H153L154 253H153L152 249L155 246L151 247V245H150L151 241H159V244H158L159 246L158 247L160 248L159 250H161V253H160V255L157 258H155V261L158 263V262H160L159 260H161L159 258H162L163 260H161V262H160L161 264H179L178 261L182 260V259H183V261L180 262L181 264H263L264 263V257H263V255H264V235H263L264 228L263 227L264 226L263 227L260 226L261 222H257V225L253 224V222H252L253 220H251L252 217H251L250 210L245 209V207L238 208L239 205H241L242 203H245V199H246L247 194H248V192H247L248 190L247 189H246L247 191L245 190V188H244L245 186L244 185H242L240 187L239 194L237 195L238 198L236 199V201L241 200V203L239 205L234 204V208L233 209H231L232 207H230V206L225 207L224 208L225 209L224 213L222 215L220 214L219 218L216 216L217 218L215 219L216 224H218V225L222 224L224 221L227 222L225 231H229L232 228L230 230L231 232H233L232 234L230 233L231 236H230V234L224 235L226 232L223 234V232L217 231L218 228L217 227L215 228L214 227L215 225L214 226L209 225L210 227H207V228H206V226L203 225L204 224L203 221L205 219L203 216L208 211V210H205L206 208H208V207L205 208V206H209V209H212L213 212L217 211L218 208H219V205L221 204L222 198L224 197L225 194H227V191L225 192V194H222L221 192H220L221 193L220 194L219 191H221V188H222L221 184L220 183H216L215 181H212L211 178L216 177V175L219 173V174H223L225 176V178H226L225 180H227V178L229 176L228 172L229 173L231 172L233 174V176H232V174L230 173L231 176L233 177L232 179H234L233 181H235V183H236V181L239 179L238 176H236V172L240 170V172H243V174L246 175L245 169L249 168L247 166H246L247 168H240V167H237V164H233V163L229 164V162L231 161V159H228V156H230L229 155L230 152L229 153L227 152L226 155L223 154L225 156V157H223V160L220 159L221 157H219L218 161L222 160L224 162L223 165L221 164V163H223L221 161L220 163L217 162L218 164L215 165L214 167H212L214 163L210 164L213 161L212 160L213 159L212 158L213 155H212V152H211L212 150L210 151V149H211L210 147L218 148L215 151H218V150L222 149L221 147H218L219 146L218 143H220V142H217L218 138H216V137L219 136V133H217V135H214ZM107 131H109V132H107ZM200 132H202L203 136L206 135V133H204L202 131V129H201ZM112 135H113V133H112ZM13 136H15V137H13ZM209 137H210V139H209ZM253 139H254V137H253ZM243 140L244 139L241 138L240 140H238V143L242 142ZM253 141H255V140H253ZM72 142H71V145L73 144ZM83 143H84V141H83ZM255 143H256V141H255ZM125 144H127V145H125ZM225 144H223V145H225ZM244 144H247V143H244ZM262 144H263L262 147H264V142L263 141H262L261 145ZM65 145L67 146V142H66ZM81 145H82V143H81ZM245 147H246V150L248 152L251 151L248 146H245ZM240 148H241V146H240ZM258 148H261L260 145H259ZM236 149L238 150L237 147H234L232 149V151L234 153H238L239 151L237 152ZM146 150H147L146 154H148V155H146V157H145V156H143V154L141 152L144 153V151H146ZM167 150L168 149H166L165 152L169 151V150L168 151ZM262 150L263 149L261 148L257 152H259L260 154H264ZM182 151H185V153H183ZM181 153H183L182 156L183 157L185 156L186 158L184 157L185 160L184 161L182 160L180 162V164H179L178 160L180 159V154ZM234 153H233V155H236ZM108 154H110V156ZM20 155H21V153H20ZM107 155H108V158L110 160H112L114 165L111 164V166H108L107 158H106ZM0 156H1V153H0ZM112 156H113V158H112ZM162 156H163V154H162ZM214 156H215V154H214ZM250 156H253V155H250ZM166 158H164V159H166ZM197 158H199V159H197ZM250 158L251 159H248V160L250 161V164H251L253 158L252 157H250ZM8 161L5 160V162L3 161V163L2 162L0 163V174L2 172H4V171H8V173L10 172L11 167H10ZM115 161H118V163L115 162ZM184 163L187 164L188 168L184 167ZM195 165H199L198 168L199 167H204L203 171L202 172L201 171L198 172L199 175L197 177H192L191 180H189V179L187 180L188 176H191V173H189V172L193 171L195 169L194 168ZM64 166H60L61 168L59 167L58 169L63 170ZM42 167H44V166H42ZM108 167H112V168L109 169ZM216 167H217V169H221V171L216 172L217 171ZM182 169H184V171L181 173ZM73 171L75 172V170H73ZM87 171L90 172V175H88V173H86ZM57 172L59 173V170ZM8 173H7V175H8ZM60 173H61V171H60ZM185 173H188V174L186 175ZM196 173H197V171H196ZM157 174L158 175L160 174L159 176H161V172H158ZM157 174H155V175H157ZM185 175H186V177H185ZM77 178L78 179H82L80 176L77 177ZM219 178H221V177H218V179ZM53 179L54 178H52L51 180L53 181ZM48 180H50V179L48 178ZM77 181L75 180V182H77ZM157 181H159V180H157ZM244 182H247V181H245L244 179L241 180V184H243ZM48 183H49V181H48ZM149 183L150 182H148V184ZM248 183L249 182H247L246 184H248ZM93 184H95V186L93 187V190L89 191V189L92 187ZM251 184L252 183H249L250 186H251ZM246 186H248V185H246ZM250 186H248V187H250ZM132 187H134V186H132ZM29 188H30V186H29ZM29 188H27V190ZM44 188L46 189V187H44ZM44 188H43V191H44ZM122 188H124L123 185H122L121 189ZM210 188H212V189H210ZM257 189H259V188H257ZM95 190L98 191V192L95 193L94 192ZM143 191H141V192H143ZM195 191H199L202 196L200 195L201 198L200 197H196L194 200L192 198V203H193V206H194V210H192L193 215H191V216L189 215L188 216L187 215V211L183 210L184 207L181 208L182 207L181 204H180L181 207H179V205L177 204L176 201H177L178 198H183V197L186 198V197H190L191 195L193 196V192H195ZM5 193H6V191H5ZM2 195H4V194H2V192L0 191V199H1ZM255 195H257V194L255 193ZM32 196H33V194H32ZM252 197H253V195H252ZM15 198L16 197H14L12 199V200H14L13 203L6 210H4L3 214L1 213L3 219H5L6 217L9 218V214H11V213H9V211H10L9 209L16 208V207H14V203L18 199L15 200ZM28 201L30 202L29 204H31L33 202L32 198H29ZM90 201H92V200L90 199ZM26 202H27V200H26ZM92 203H93V201H92ZM92 203H90V205ZM83 204H82V206H83ZM37 205L38 204L36 203V206ZM34 208H36V207H34ZM78 208L81 211L82 208L79 207V206H78ZM79 209L77 211H79ZM159 210H161V208ZM185 211H186V213H185ZM233 213H240L239 216H236L238 214H236V215L234 214L235 218L236 217L240 218L242 215H243V217L241 219L238 218L237 221H233V219L231 218L232 216H230L231 214L233 215ZM82 214L85 215L86 213H84V211H83ZM159 214H161V213H159ZM245 214H247V216ZM97 216H99V215H97ZM213 216L215 217V215H213ZM108 217H107V219H108ZM188 218H190V219L188 220ZM223 218H224V221H223ZM258 218L260 219L261 217L259 216ZM39 219H41L40 221H44L41 224L42 228H43V225H47V227H49V228L54 225L53 224V225L50 226L51 219H50V217H48V215H46L43 220H42V218H39ZM173 221H176V222L174 223ZM209 222H211V221H209ZM238 222H240V224L237 226V228L234 227V228H236V231L234 232L235 229L233 228V225L236 226ZM107 223H109L108 220L105 221V224H107ZM35 224H33V229L35 228L34 227ZM173 224H175V225H173ZM4 225H7V224H4ZM146 225H148V223H146ZM55 226H57V225L55 224ZM143 228H144V226H143ZM5 230H6V227H4L2 231L4 232ZM17 230H19V229L18 228L15 229L14 232L17 231ZM26 230L24 231L25 234L27 233ZM53 230H54V228L52 227L51 231H53ZM254 230H256V232H254ZM43 231H45V230L40 229L39 232L33 233L34 235L32 236L31 239L34 242L33 245H34L35 249L33 248V250L31 249L29 251V254L30 253L33 254L32 256H30L28 253L27 254L25 253L26 252V248L23 249V245L25 244L23 236H25V235H22V238L19 239L20 240L19 242H15L13 240H10L11 242H9L7 247H8L9 251H13V252L11 253V255L9 254L10 255L9 256L10 259L3 258L0 261V264H41V262L44 260V258H49V259H47V261L49 262L47 264H54V263H56L55 257H56V255L59 252H62L60 257H62L61 263L63 262V264H91L92 263L91 260L86 255H79L77 257H75V256L73 257V256H71L69 254L71 252L68 253V252H66L65 249H62L59 252L50 251V248H48L49 244L46 243L45 241H42V239H44V236L47 234V232L44 233ZM165 231H163V232H165ZM153 233H155V232H153ZM254 235H256V236H254ZM248 236H250L249 239L247 238ZM26 237L27 236H25L24 238H26ZM245 237L247 238V240L243 241V239ZM17 238H19V237H17ZM171 240H172V242L170 243ZM246 241H248V243ZM6 242H8V241H6ZM141 243H143V242H141ZM145 243H147L146 246H145ZM173 244H174V246H173ZM171 245L173 246V249H172ZM16 246H17V248H15ZM144 246L146 248L141 250V248L144 247ZM109 247H111V245L108 246V248ZM147 247H149V249L151 247L152 249H150V251H149V249H147ZM246 247H247V249H246ZM56 248H58V247H56ZM179 248H180V251L178 250ZM170 249H172L171 252L169 251ZM159 250L157 251V253H159ZM183 251H184V253H182V256L180 255L181 256L180 257L179 254H181V252H183ZM250 252H252V253H250ZM119 253H122V252H119ZM20 255H22V256H20ZM28 255H29V257H26ZM161 255H163V256L161 257ZM31 257L33 258L32 261H30ZM114 260L116 261V259H114ZM152 261H154V260H152ZM112 264H114V263H112Z\"/></svg>","mask_w":264,"mask_h":264}]
</instances>
